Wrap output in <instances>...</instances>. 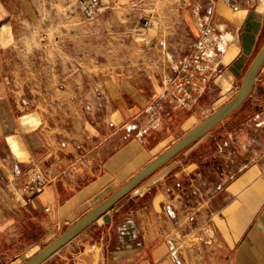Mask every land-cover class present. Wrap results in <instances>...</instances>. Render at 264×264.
<instances>
[{
  "label": "crops",
  "instance_id": "0c3cea01",
  "mask_svg": "<svg viewBox=\"0 0 264 264\" xmlns=\"http://www.w3.org/2000/svg\"><path fill=\"white\" fill-rule=\"evenodd\" d=\"M80 1L0 0V264L40 251L167 150L155 153L168 139L152 144V111L181 129L193 118L167 80L208 0H101L92 26ZM233 3L218 0L211 18L218 89L233 88L264 34V0ZM234 158L217 183L194 162L166 165L43 264H176L172 245L182 264H264V172ZM16 163L55 180L27 201V176L8 182Z\"/></svg>",
  "mask_w": 264,
  "mask_h": 264
},
{
  "label": "rangeland",
  "instance_id": "374dc122",
  "mask_svg": "<svg viewBox=\"0 0 264 264\" xmlns=\"http://www.w3.org/2000/svg\"><path fill=\"white\" fill-rule=\"evenodd\" d=\"M86 23L90 26L88 22ZM244 42L245 44L249 43L247 37L244 38ZM263 45L264 34L258 40L253 54L245 62L241 75L237 78L233 88L229 82H223L221 83L224 86L222 87L223 90L218 89L214 83L217 76L210 77L207 75V88L192 105L193 118L184 129H181L178 124L171 125L172 123H169L165 125L163 120L166 117L160 116V126L164 122V127L159 126L158 129L152 128L149 132V134H152L150 139H155L152 144H157L158 141H162L163 139H168V141L157 149L156 155L173 146L191 129L234 98L240 89L245 72ZM161 49L164 52H171L166 43L165 45L161 44ZM240 154L242 156L247 154V167L259 166L261 171L264 172V67L246 104L169 164L178 162L181 165H188L194 162L199 166L197 170L203 172L202 179H207L209 183H217L220 180V171L233 164L235 162L234 157ZM195 168L193 166L189 171ZM54 239L49 240L45 245L41 246V249ZM35 254L34 252L29 253L27 258L17 264H23Z\"/></svg>",
  "mask_w": 264,
  "mask_h": 264
},
{
  "label": "built area",
  "instance_id": "2783aa9c",
  "mask_svg": "<svg viewBox=\"0 0 264 264\" xmlns=\"http://www.w3.org/2000/svg\"><path fill=\"white\" fill-rule=\"evenodd\" d=\"M218 0H208V5L205 16L201 19L200 28L201 36L193 46V51L184 57L182 60L177 62L174 66L175 76L168 78L167 86L172 87L174 91L181 97L178 99V104L186 106L188 103H195L194 94H202L206 89L208 82V72H218L219 65L216 61L222 51L215 49L211 43V36L216 31L214 26L211 24V18L216 11V3ZM224 3L237 10L238 7L233 3V0H222ZM102 1L101 0H81L79 4L80 12L86 22L90 25H94L97 22L98 15L101 11ZM143 28L147 29L152 26L150 18H143ZM197 77H201V85L197 84L195 80ZM154 109H159V105H155ZM158 110L152 111L150 116L151 128H157L161 123L160 114ZM136 130L137 126H133ZM147 132V131H145ZM144 132V133H145ZM142 135V132H139ZM227 145V144H226ZM27 176V182L22 187V192L25 195L27 201H31L36 196L42 194L48 184H51L55 178L48 177L44 171L38 165H32L27 170H23L21 166L16 163L12 168L13 179L8 180L10 184H15L22 175ZM220 177H224V170L220 171ZM178 187L182 188L181 184ZM224 187L223 183L217 184L216 189L221 190ZM198 193V190H194ZM168 215L177 219V213L173 206H166ZM189 221L194 222L195 216L189 215ZM181 246L172 245L170 256L176 264H182V254L179 249Z\"/></svg>",
  "mask_w": 264,
  "mask_h": 264
},
{
  "label": "water",
  "instance_id": "95a60500",
  "mask_svg": "<svg viewBox=\"0 0 264 264\" xmlns=\"http://www.w3.org/2000/svg\"><path fill=\"white\" fill-rule=\"evenodd\" d=\"M264 67V45L249 65L243 77L238 93L228 103L191 129L173 146L153 159L147 166L135 176L101 201L91 211L84 215L73 225L66 228L58 237L44 246L33 257L23 264H43L59 252L63 247L72 242L99 218L111 211L127 195L133 193L144 181L149 179L158 170L165 167L179 154L194 146L213 129L229 119L242 108L250 98L256 85L258 76Z\"/></svg>",
  "mask_w": 264,
  "mask_h": 264
},
{
  "label": "trees",
  "instance_id": "16d2710c",
  "mask_svg": "<svg viewBox=\"0 0 264 264\" xmlns=\"http://www.w3.org/2000/svg\"><path fill=\"white\" fill-rule=\"evenodd\" d=\"M190 148H191V147H190ZM187 150H188V149H187ZM184 152H185V151H184ZM182 153H183V152H182ZM182 153H181V154H182ZM179 155H180V154H179ZM179 155H178V156H179ZM178 156H177V157H178ZM177 157H176V158H177ZM176 158H175V159H176ZM175 159H173V160H175ZM173 160H172V161H173ZM172 161H171V162H172ZM167 165H168V164H167ZM161 169H162V168H161ZM161 169H160V170H161ZM160 170H158L157 172H159ZM157 172H156V173H157ZM156 173H155V174H156ZM155 174H154V175H155ZM152 176H153V175H152ZM152 176H151V177H152ZM151 177H150V178H151ZM150 178H149V179H150ZM147 180H148V179H147ZM147 180H146V181H147ZM146 181H144L142 184H144ZM142 184H141V185H142ZM141 185H140V186H141ZM140 186H139V187H140ZM129 195H130V194H129ZM129 195H127L126 197H128ZM126 197H125V198H126ZM125 198H124V199H125ZM121 201H122V200H121ZM121 201H120V202H121ZM120 202H119V203H120ZM119 203H118V204H119Z\"/></svg>",
  "mask_w": 264,
  "mask_h": 264
}]
</instances>
